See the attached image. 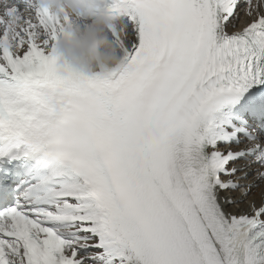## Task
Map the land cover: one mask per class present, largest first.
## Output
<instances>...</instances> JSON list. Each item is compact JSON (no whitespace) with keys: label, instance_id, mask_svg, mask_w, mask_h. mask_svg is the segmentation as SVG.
<instances>
[{"label":"snow or ice","instance_id":"6c2138e0","mask_svg":"<svg viewBox=\"0 0 264 264\" xmlns=\"http://www.w3.org/2000/svg\"><path fill=\"white\" fill-rule=\"evenodd\" d=\"M104 8L122 75L60 64L66 15L0 17V264H264V0Z\"/></svg>","mask_w":264,"mask_h":264},{"label":"clouds","instance_id":"9594fccd","mask_svg":"<svg viewBox=\"0 0 264 264\" xmlns=\"http://www.w3.org/2000/svg\"><path fill=\"white\" fill-rule=\"evenodd\" d=\"M18 2L0 0V17H4L9 8L17 7ZM28 6L68 17L49 49L61 65H67L86 77L100 73L116 76L126 72L125 50L119 42L126 28L121 22L122 13H110L101 7L99 0H28ZM19 15L25 19L32 17L27 10ZM10 22L18 26L15 18Z\"/></svg>","mask_w":264,"mask_h":264},{"label":"bare ground","instance_id":"6f19581e","mask_svg":"<svg viewBox=\"0 0 264 264\" xmlns=\"http://www.w3.org/2000/svg\"><path fill=\"white\" fill-rule=\"evenodd\" d=\"M258 192H260V190H255V191L252 193V196L255 197V198H258V196H259ZM240 207H241V208H245L246 205H245V204H242Z\"/></svg>","mask_w":264,"mask_h":264}]
</instances>
